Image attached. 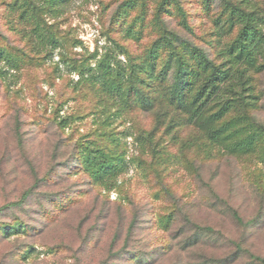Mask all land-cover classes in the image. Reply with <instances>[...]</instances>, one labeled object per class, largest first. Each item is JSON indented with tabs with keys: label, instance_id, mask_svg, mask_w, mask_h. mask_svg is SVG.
<instances>
[{
	"label": "rangeland",
	"instance_id": "374dc122",
	"mask_svg": "<svg viewBox=\"0 0 264 264\" xmlns=\"http://www.w3.org/2000/svg\"><path fill=\"white\" fill-rule=\"evenodd\" d=\"M258 258L264 0H0V264Z\"/></svg>",
	"mask_w": 264,
	"mask_h": 264
},
{
	"label": "trees",
	"instance_id": "16d2710c",
	"mask_svg": "<svg viewBox=\"0 0 264 264\" xmlns=\"http://www.w3.org/2000/svg\"><path fill=\"white\" fill-rule=\"evenodd\" d=\"M48 1H51V3H53L56 0H47V2ZM249 17H251V16H249ZM249 21H251L250 18H249ZM203 57H204L206 62L211 63V60L208 56L203 54ZM233 61H234L233 63L236 64L235 63L236 59ZM218 90L219 89H217V88L214 89V91H216L215 93H217ZM244 92H245V88H242V84L240 82H235V81L232 82L231 81L230 84L224 89V91H222V94H220L219 98L223 100L221 111L222 112L228 111L232 107L231 103H233L234 100H238V99L244 100L246 97H248V96L244 95ZM20 202H22V200L19 201V203ZM258 260H259L258 262L260 264H264L263 259L258 258Z\"/></svg>",
	"mask_w": 264,
	"mask_h": 264
}]
</instances>
